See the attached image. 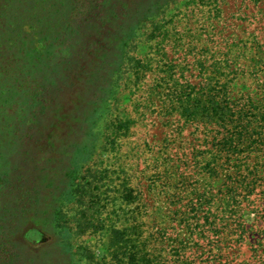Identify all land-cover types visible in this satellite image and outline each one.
Segmentation results:
<instances>
[{"label": "rangeland", "instance_id": "374dc122", "mask_svg": "<svg viewBox=\"0 0 264 264\" xmlns=\"http://www.w3.org/2000/svg\"><path fill=\"white\" fill-rule=\"evenodd\" d=\"M138 2L113 0V31L117 22H132ZM156 2L153 19L131 43V54L140 55L146 70L140 78L128 71L116 84L113 72L107 80L106 71L116 60V48L99 77L91 80L81 76L89 66L76 58L86 46L91 51V39L104 38L96 26L107 13L97 10L83 19L78 12L86 13V7L74 11L70 22L81 28V35L60 50L77 62L51 72L55 82L39 97L38 119L28 132L33 135L12 156L26 160L25 152H33L29 176L17 191L28 193L24 201L30 191L36 194L34 209L48 211L50 218L40 226H24L23 211L6 214L0 249L14 257L7 263V254V264H136L132 254L139 248L152 264H264V144L244 153L251 168L239 186V214L230 219L223 212L224 198L239 178L226 160H220L214 174L195 159L210 155L217 131L197 123L202 112L196 122H187L171 101V92L201 93L215 86L229 89L235 108L245 106L255 114L262 110L264 0ZM63 38L54 40L56 46ZM211 74L227 86H217L207 78ZM117 116L125 123L114 139L107 126ZM258 117L250 126L255 135L264 126ZM199 193L216 199L193 212ZM6 205H12L11 197L3 193L0 209ZM211 215L212 220L218 217L219 232L210 228ZM227 218L233 224L230 231ZM116 230L127 238L124 252L117 248ZM13 239L16 246L9 242Z\"/></svg>", "mask_w": 264, "mask_h": 264}, {"label": "trees", "instance_id": "16d2710c", "mask_svg": "<svg viewBox=\"0 0 264 264\" xmlns=\"http://www.w3.org/2000/svg\"><path fill=\"white\" fill-rule=\"evenodd\" d=\"M87 1L90 6L89 10L87 9ZM156 3V0H139L134 10L132 22H117L119 28L113 31L112 28L115 27L116 23L110 25L113 19L109 18L114 11L113 0H0V195L6 193L11 197L12 204L0 209V235L6 229L4 223L8 222L6 214H17L19 211H23L25 213L23 215L24 226H40L41 223L50 218L48 211L38 213V210L34 209L38 202L36 194H32L30 191L29 200L24 201L23 198L28 193L17 191L18 184L29 176L27 171L30 168L27 169V165L34 159L33 152L30 150L25 152L26 160L22 156L20 158L12 156L15 152L14 149L21 148L20 143L22 144L25 139L33 135L28 132L33 129L32 125L36 124L35 121L38 119L35 108L41 105L39 97L48 94L50 87L55 82L50 80V76L53 78L51 72L58 74L60 68L65 64L77 62L71 56L70 58L62 55L60 50L65 46V43H72L76 37L81 35V28L72 25L70 22L72 16L76 14L74 11L86 7V13L78 12L83 19L87 13L94 14L97 10L107 13V19H101L103 21L101 25L96 24V30L102 31L103 33L100 35L104 38L102 40L98 37L91 39V51L87 53L86 48L88 46H86V48L84 47L86 54L79 51L76 58L84 59L85 64L89 66L88 69L82 71L81 76L91 80L92 77H99L104 66L108 64L107 60L111 54V48H116V60L112 64L109 63V67L112 68L106 70L108 71L107 80L112 71L115 76L113 83L116 84L119 83V79L124 78L128 71H134L135 76L140 78L146 70L147 66L139 58L140 55L133 56L131 54V43L137 39L138 31L153 19L155 15V8L153 7ZM125 7L128 8V5ZM116 18L119 19V14ZM60 35H64L61 41L66 40L56 46L54 40ZM71 46L72 44L68 48L71 49ZM53 62L55 63L54 67ZM93 63L95 65H92ZM129 65H132L133 68H128ZM217 70L219 69L217 68ZM211 75L207 78L212 79L211 81L215 80L217 86L223 85L224 88L227 86L221 76ZM211 84H209V88H211ZM97 88L101 90L102 86ZM40 89L42 91L39 93ZM205 91L199 93L192 89H186L178 92L177 95L175 92H171V101L173 104L177 103L176 110L187 122L192 120L196 122L202 112V121L197 123L205 129L214 126L212 130L217 131L218 135L214 138L209 150L210 155H197L195 159L198 167L210 170L214 174L218 173L220 160H226V163L231 167L230 171L239 178L236 182L229 184L224 198L225 210L223 212L232 219L239 214V186L244 184L245 179H248L247 174L251 168L243 160L244 153L250 149H257L260 143L264 144V126H261L257 135L254 132L251 133L250 128V126H254L255 120L259 119L258 116L264 119V105L262 110L255 114L245 106L235 108L231 101L229 89L223 92L214 86ZM101 100L107 102L109 99L101 98ZM123 120L117 116V121L107 126L111 131L109 135L114 136V139L124 129L125 122ZM26 128L27 130H24ZM180 128L182 126H179ZM207 160L209 162L202 165ZM253 169L258 171L257 167ZM73 171L75 170L69 173L71 174ZM255 175L257 176V174ZM22 186L26 189L30 188L25 184ZM9 188L10 194L6 190ZM123 197L127 198L126 195ZM215 199L213 196L208 197L199 193L196 197V207L192 211H201L204 205L210 206ZM214 213L218 216L220 212ZM212 216H209L208 219L211 221L210 228L212 231L219 232L218 217L216 216V219L212 220ZM229 218L226 219V222L230 231L233 229V224L230 223ZM34 233L35 230H32L27 235L32 236ZM115 238L119 242L116 244L117 248L119 249L120 245L121 251H126L128 249L127 238L123 232L116 230ZM9 242L16 246L14 239L9 240ZM217 242H220L218 238ZM1 245L3 244L0 243V248ZM142 250L143 248H139L138 251L133 252L135 254H132V261L136 264H152ZM7 254L10 258L7 263L12 262L14 260L13 254L8 250L0 249V261L4 264H7Z\"/></svg>", "mask_w": 264, "mask_h": 264}]
</instances>
